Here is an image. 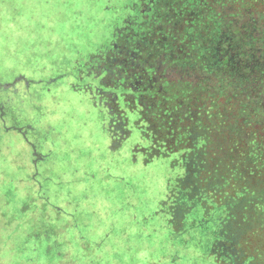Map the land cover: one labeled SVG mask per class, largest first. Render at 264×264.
Returning <instances> with one entry per match:
<instances>
[{
  "label": "rangeland",
  "instance_id": "rangeland-1",
  "mask_svg": "<svg viewBox=\"0 0 264 264\" xmlns=\"http://www.w3.org/2000/svg\"><path fill=\"white\" fill-rule=\"evenodd\" d=\"M136 1L0 0V264H221L216 211L171 223L177 156L116 136L84 68Z\"/></svg>",
  "mask_w": 264,
  "mask_h": 264
},
{
  "label": "trees",
  "instance_id": "trees-1",
  "mask_svg": "<svg viewBox=\"0 0 264 264\" xmlns=\"http://www.w3.org/2000/svg\"><path fill=\"white\" fill-rule=\"evenodd\" d=\"M132 10L84 66L112 131L124 138L134 123L150 158L177 156L184 175L164 201L172 224L216 211V260L264 264V0H137Z\"/></svg>",
  "mask_w": 264,
  "mask_h": 264
},
{
  "label": "flooded vegetation",
  "instance_id": "flooded-vegetation-1",
  "mask_svg": "<svg viewBox=\"0 0 264 264\" xmlns=\"http://www.w3.org/2000/svg\"><path fill=\"white\" fill-rule=\"evenodd\" d=\"M152 32H154V31H152ZM170 34L171 33L169 32V33H167V36H164V34L160 33V38H161L160 41L163 43L164 41L168 40ZM150 35H151V31H150ZM191 40H192V38L189 41H191Z\"/></svg>",
  "mask_w": 264,
  "mask_h": 264
}]
</instances>
